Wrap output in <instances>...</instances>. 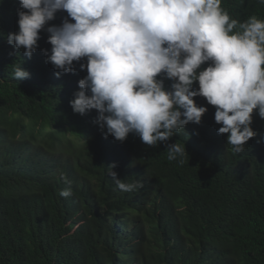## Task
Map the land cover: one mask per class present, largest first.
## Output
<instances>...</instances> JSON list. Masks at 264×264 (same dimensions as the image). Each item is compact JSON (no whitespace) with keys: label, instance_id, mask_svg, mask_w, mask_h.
<instances>
[{"label":"trees","instance_id":"1","mask_svg":"<svg viewBox=\"0 0 264 264\" xmlns=\"http://www.w3.org/2000/svg\"><path fill=\"white\" fill-rule=\"evenodd\" d=\"M221 7L240 23L264 21L258 0ZM18 10L19 0H0V264H264V119L253 113L256 136L239 153L202 97L201 123L168 141L184 143L177 160L135 134L105 138L95 110L70 106L87 71L76 64L57 78L41 52L51 49L46 31L31 59L9 45ZM19 65L29 78L14 79ZM112 164L142 186L118 189ZM68 187L72 195L60 196Z\"/></svg>","mask_w":264,"mask_h":264},{"label":"clouds","instance_id":"2","mask_svg":"<svg viewBox=\"0 0 264 264\" xmlns=\"http://www.w3.org/2000/svg\"><path fill=\"white\" fill-rule=\"evenodd\" d=\"M19 4V31L8 34L9 45L23 49L31 59L40 33L46 31L51 49L41 52L57 78L76 74V64L87 71L70 106L80 115L95 110V123L105 138L122 143L135 134L147 146L165 144L168 159L177 160L187 155L184 143L168 141L189 123L199 125L208 111L197 105L196 97L215 107L217 134H227L234 152H243L256 136L253 113L264 119V21L253 16L240 23L221 7L222 0H19ZM61 12L67 13L62 23L48 26ZM29 77L20 65L15 67L14 79ZM165 80L172 81L170 89ZM115 167L107 169L118 189L130 192L142 186L119 179ZM59 194L69 197L72 189Z\"/></svg>","mask_w":264,"mask_h":264}]
</instances>
